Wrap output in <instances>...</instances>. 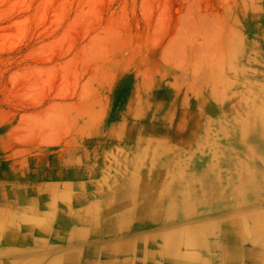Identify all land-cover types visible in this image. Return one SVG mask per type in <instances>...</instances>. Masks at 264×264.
Listing matches in <instances>:
<instances>
[{
  "label": "rangeland",
  "instance_id": "374dc122",
  "mask_svg": "<svg viewBox=\"0 0 264 264\" xmlns=\"http://www.w3.org/2000/svg\"><path fill=\"white\" fill-rule=\"evenodd\" d=\"M190 140L209 211L264 193V0H0V180Z\"/></svg>",
  "mask_w": 264,
  "mask_h": 264
},
{
  "label": "crops",
  "instance_id": "0c3cea01",
  "mask_svg": "<svg viewBox=\"0 0 264 264\" xmlns=\"http://www.w3.org/2000/svg\"><path fill=\"white\" fill-rule=\"evenodd\" d=\"M197 143L189 157L142 145L121 168L88 155L72 177L63 158L60 178L0 180V264H264V193L237 215L212 212L230 202L198 196Z\"/></svg>",
  "mask_w": 264,
  "mask_h": 264
},
{
  "label": "bare ground",
  "instance_id": "6f19581e",
  "mask_svg": "<svg viewBox=\"0 0 264 264\" xmlns=\"http://www.w3.org/2000/svg\"><path fill=\"white\" fill-rule=\"evenodd\" d=\"M237 135H238V133H237ZM258 140L259 139H261V138H259V135H258V137L257 136H255ZM261 137V136H260ZM239 138H242V139H244L245 138V134H243V133H240L239 132ZM254 140H255V138H254ZM236 144V143H235ZM255 144H260V142H255ZM261 144H263V143H261ZM260 144V145H261ZM238 149H241V147L239 146V144H238V146H237V144L235 145V146H233V148H231V151H232V155H233V157L235 158V160L236 161H238V160H240V158L238 157H236V156H239V154H240V152H235L236 150H238ZM252 151L253 152H255V154L256 155H258L259 156V154H257V152H258V150H256V148L255 147H253L252 148ZM237 154V155H236ZM244 154V153H243ZM229 155V154H228ZM232 155H230L231 157H232ZM255 155V156H256ZM263 154H261L260 155V157H262V159L261 160H263L264 159V157L262 156ZM239 164H242V162L241 161H239ZM193 166H194V163H193ZM195 170V169H194ZM245 182H247V183H251L252 181L250 180V179H248V180H245ZM263 183H264V176H263ZM243 186V185H242ZM251 187H255V184L254 183H252L251 185H250ZM251 190V188H245V192L247 193L248 191H250ZM260 190L261 191H263V188L261 187L260 188ZM253 192V191H252ZM254 193V192H253ZM248 194H250V193H248ZM254 194H256V193H254ZM250 221V220H249ZM264 225V224H263ZM264 230V229H263ZM255 233V232H254ZM247 241H249V240H247Z\"/></svg>",
  "mask_w": 264,
  "mask_h": 264
}]
</instances>
